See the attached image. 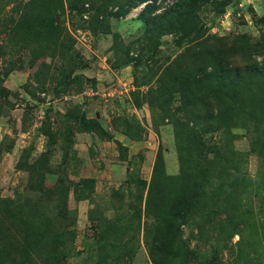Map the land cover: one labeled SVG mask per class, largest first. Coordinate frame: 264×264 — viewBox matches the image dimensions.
<instances>
[{"label":"rangeland","instance_id":"rangeland-1","mask_svg":"<svg viewBox=\"0 0 264 264\" xmlns=\"http://www.w3.org/2000/svg\"><path fill=\"white\" fill-rule=\"evenodd\" d=\"M181 1L114 16L108 0H0V221L24 232L16 264H264V81L237 83L255 102L220 94L230 112L196 128L190 159L173 127L182 99L214 100L210 75L186 89L197 69L264 61V0L171 12ZM179 157L206 166L165 238Z\"/></svg>","mask_w":264,"mask_h":264},{"label":"trees","instance_id":"trees-1","mask_svg":"<svg viewBox=\"0 0 264 264\" xmlns=\"http://www.w3.org/2000/svg\"><path fill=\"white\" fill-rule=\"evenodd\" d=\"M108 1H110L112 6H117L115 11L113 12V15L116 16L118 14L122 15L126 13L130 7L136 5L137 3H141L147 0H131L127 6H125L123 2H119L118 0ZM187 4L188 0H182L181 2H178L176 4L177 7H170V10L171 12L173 10H179L180 7L186 6ZM104 6L106 7L107 5L104 4ZM143 19L146 20V17H143ZM261 46L264 48V44ZM257 50V54L262 51L259 46L257 47ZM255 56V53H251V51H249L246 52V55L244 57H241V62L233 63H231L227 58L220 57V59L216 64L212 66L211 69L207 70L205 69V66H203L202 68L200 67L199 69H197L192 74V78L190 80L192 83L189 82L186 89L193 88L191 85L193 83H197L198 81L199 83H201L200 80H202V75H210L212 76L213 84L207 85L205 87L203 86V88L207 89L208 91L205 93V95L212 92L214 100H200L202 106L200 110H198L197 108L198 105L195 106L194 103L186 105L184 104V101H182L183 99L181 100V108L184 115L180 120L175 121L173 127L175 130V138L177 140L179 139L180 150L185 148L188 149L186 152L187 159H190L189 152H191V149L189 148H193L190 143H193V138L197 136L196 128L200 127L203 132L204 130L216 131L218 129L216 127L218 122L225 119L226 113L230 112L229 108L232 105H229L228 103H226V101L222 100V97L219 98L221 96L220 94H222L223 96H235L237 100H239L242 95L249 94L251 96L247 95L248 98L251 97L250 99L252 100V102H255V99L257 97L251 94L249 89L253 87L241 89L237 86V83L240 81V79L245 78V76L258 78L264 81V61H258ZM202 97H204V94ZM233 99L235 98L231 99L230 104H232ZM186 164V159L180 160L179 157V170L178 173L172 178V180H174L175 184L177 185L178 196L182 200H179L177 197L176 208L167 211L166 216L159 217V221L161 222L159 230H163L165 238L172 237L176 234L175 228L172 226V219L175 214H180V212L181 214H185L186 207L189 206L195 198V186L200 183V175L204 172V167L206 166L202 165V163L194 165ZM161 170V156H157L152 168L151 181L149 185L150 189L155 182L158 183V181H156V177L159 173H161ZM36 188L41 189L40 186H37ZM9 203L10 202L6 201L5 205L0 207V212H4L5 214V211L8 210L7 214H9V212L11 213V210L8 209L10 208ZM179 203L182 204L181 208H179ZM13 226L14 225H10L11 228ZM14 228L16 229V232H14L13 238L9 239L7 238V229L2 226V223L0 221V264H16L17 262L15 258L20 256V253L22 254V252L24 251V237L22 235L24 232L19 227ZM153 264H156V261L154 259Z\"/></svg>","mask_w":264,"mask_h":264}]
</instances>
